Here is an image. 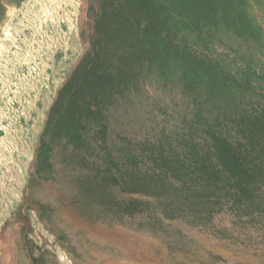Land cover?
I'll return each mask as SVG.
<instances>
[{
    "label": "rangeland",
    "instance_id": "374dc122",
    "mask_svg": "<svg viewBox=\"0 0 264 264\" xmlns=\"http://www.w3.org/2000/svg\"><path fill=\"white\" fill-rule=\"evenodd\" d=\"M0 264H264V0H0Z\"/></svg>",
    "mask_w": 264,
    "mask_h": 264
},
{
    "label": "bare ground",
    "instance_id": "6f19581e",
    "mask_svg": "<svg viewBox=\"0 0 264 264\" xmlns=\"http://www.w3.org/2000/svg\"><path fill=\"white\" fill-rule=\"evenodd\" d=\"M14 162H15V160H14ZM16 163V162H15Z\"/></svg>",
    "mask_w": 264,
    "mask_h": 264
}]
</instances>
